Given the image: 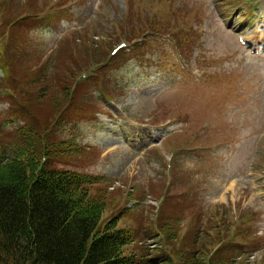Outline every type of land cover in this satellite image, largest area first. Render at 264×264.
Segmentation results:
<instances>
[{
  "label": "rangeland",
  "instance_id": "374dc122",
  "mask_svg": "<svg viewBox=\"0 0 264 264\" xmlns=\"http://www.w3.org/2000/svg\"><path fill=\"white\" fill-rule=\"evenodd\" d=\"M222 1L0 0V152L33 126L78 147L59 165L100 178L90 196L101 190L108 209L129 210L119 226L138 239L160 225L179 233L168 239L177 263L198 230V259L264 264V57L250 52L264 53V0L233 25ZM67 89L75 98L60 102ZM141 244L125 254L152 250Z\"/></svg>",
  "mask_w": 264,
  "mask_h": 264
},
{
  "label": "trees",
  "instance_id": "16d2710c",
  "mask_svg": "<svg viewBox=\"0 0 264 264\" xmlns=\"http://www.w3.org/2000/svg\"><path fill=\"white\" fill-rule=\"evenodd\" d=\"M145 19L137 18L136 22ZM144 31H133L129 37L137 38ZM89 45L96 46L95 42ZM101 56V52H92L91 58L94 62ZM33 77L30 83L44 82L47 69ZM66 93L60 102L72 101L77 92L67 89ZM44 133L33 131L31 126L16 146L0 152V264H213L217 260L216 253L209 260L196 257L202 250L198 244L202 232L195 230L189 242L182 244L186 251L181 252L182 262L177 263L168 239L176 240L179 233L167 237L161 225L155 232L149 230L147 237L152 245L158 242L162 247L151 251L140 248L141 255L125 254L126 246L144 242L134 230L118 225L129 210L124 206L108 209L106 192L101 190L90 196L89 187L97 184V179L58 162L73 158L78 147L49 142ZM105 212L109 217H104ZM230 221L227 214L217 224H227L226 232ZM228 262L232 261L218 264H232Z\"/></svg>",
  "mask_w": 264,
  "mask_h": 264
}]
</instances>
